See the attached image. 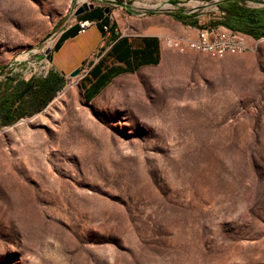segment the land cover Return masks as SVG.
I'll return each instance as SVG.
<instances>
[{
    "label": "rangeland",
    "instance_id": "obj_1",
    "mask_svg": "<svg viewBox=\"0 0 264 264\" xmlns=\"http://www.w3.org/2000/svg\"><path fill=\"white\" fill-rule=\"evenodd\" d=\"M122 1L0 0V83L45 76L83 2L186 14L200 26L176 39L229 31L227 47L166 37L160 65L89 103L85 61L44 108L29 95L0 124V264H264V37L211 27L220 0Z\"/></svg>",
    "mask_w": 264,
    "mask_h": 264
},
{
    "label": "crops",
    "instance_id": "obj_2",
    "mask_svg": "<svg viewBox=\"0 0 264 264\" xmlns=\"http://www.w3.org/2000/svg\"><path fill=\"white\" fill-rule=\"evenodd\" d=\"M92 9L77 16V20H97L85 33H81L74 23L57 36L49 54L53 67L48 72L53 78L65 80L66 72L87 62L88 69L80 79L83 97L88 103L117 77L160 65L164 59L166 37H191L197 28L188 24L185 28L174 17L168 19L155 13L141 17L125 13L119 18L102 5ZM102 9L105 11L101 12ZM36 100L39 99L32 97V101Z\"/></svg>",
    "mask_w": 264,
    "mask_h": 264
},
{
    "label": "trees",
    "instance_id": "obj_3",
    "mask_svg": "<svg viewBox=\"0 0 264 264\" xmlns=\"http://www.w3.org/2000/svg\"><path fill=\"white\" fill-rule=\"evenodd\" d=\"M116 1L123 2L122 0ZM217 4L221 15L209 21L211 27L222 25L233 32H240L255 39L264 37V6L250 7L245 0H220ZM104 11L105 9L101 10V12ZM173 17L184 24L197 28L200 26L197 22L190 21L186 14L176 13ZM90 20L97 22L95 19ZM63 84L64 79L53 78L51 73L36 81L31 77L27 81L18 80L14 84L7 80L0 83V124L11 125L27 115L29 111L23 105L27 102L29 95H32L34 100L39 99V105L35 110L44 108L63 87ZM26 89L29 90L25 92Z\"/></svg>",
    "mask_w": 264,
    "mask_h": 264
},
{
    "label": "built area",
    "instance_id": "obj_4",
    "mask_svg": "<svg viewBox=\"0 0 264 264\" xmlns=\"http://www.w3.org/2000/svg\"><path fill=\"white\" fill-rule=\"evenodd\" d=\"M76 23L80 26V32L85 33L92 25L96 23L94 20H77ZM105 29L108 30V27L105 26ZM214 32V29H205L202 28L198 32V37L197 39H186V40H178L174 39L172 44L174 46L183 48L184 46H188L191 48H197V49H202V50H209V51H214L219 54H222L224 50L227 47V42L228 38L230 35H223V34H217L216 35V40L212 42L210 40V35Z\"/></svg>",
    "mask_w": 264,
    "mask_h": 264
},
{
    "label": "water",
    "instance_id": "obj_5",
    "mask_svg": "<svg viewBox=\"0 0 264 264\" xmlns=\"http://www.w3.org/2000/svg\"><path fill=\"white\" fill-rule=\"evenodd\" d=\"M94 4H88L86 2H83L82 5H80L74 12L75 16H78L84 12L89 11L90 9L94 8ZM107 12H110V9H106ZM81 73V68L77 67L73 71L70 72L69 76L70 77H76ZM29 89H26L25 92H27Z\"/></svg>",
    "mask_w": 264,
    "mask_h": 264
},
{
    "label": "bare ground",
    "instance_id": "obj_6",
    "mask_svg": "<svg viewBox=\"0 0 264 264\" xmlns=\"http://www.w3.org/2000/svg\"><path fill=\"white\" fill-rule=\"evenodd\" d=\"M223 35H230V32L229 31H225V33Z\"/></svg>",
    "mask_w": 264,
    "mask_h": 264
}]
</instances>
